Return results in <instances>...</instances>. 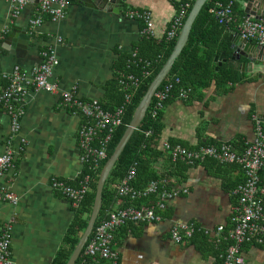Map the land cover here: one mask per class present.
<instances>
[{
    "label": "crops",
    "instance_id": "crops-1",
    "mask_svg": "<svg viewBox=\"0 0 264 264\" xmlns=\"http://www.w3.org/2000/svg\"><path fill=\"white\" fill-rule=\"evenodd\" d=\"M182 1L124 0L123 8L113 13L72 0L65 18L53 21L44 15L42 23L32 30L29 21L37 14L36 4L27 3L17 17H12L9 2L0 0V43L13 28L15 35L25 30L29 36L26 51L18 56L9 52V47H0V95L6 85L5 73L14 66L30 71L41 62V51L53 46L59 64L52 80L60 90L78 86V94L84 100L107 108L116 107L118 67L124 55L138 52L142 44L144 24L128 18L127 12L149 10L155 25L153 40L160 43ZM247 2L236 0L235 15L240 11L245 13ZM4 29L7 32L3 33ZM227 30L232 43L231 37L239 35L237 27ZM56 38H61L63 43L57 44ZM232 64L239 72L240 81L227 85L229 90L218 94L212 86L200 99H171L165 105L156 144L158 150H162L164 144H179L190 149L203 144H231L236 153L241 154L247 145L255 142L254 116L263 119L264 84L262 80H254L253 74L242 72L240 63ZM258 64L264 68V63ZM23 109L20 135L28 146L17 156L16 176L12 173L0 179V185L10 188L20 198V203L14 208L0 202V235L4 223L16 214L11 248L13 261L53 264L58 252L65 248L66 234L75 213L72 203L51 188V179L76 185L83 177L79 130L84 118L62 109L58 94L30 92ZM9 133L10 117L0 104V157L5 153ZM154 170L158 174H172L169 177L171 188L188 192L168 202L165 210L168 216L160 222L128 223L116 232L117 264H218L215 251L211 245L207 247L203 243L201 233L194 239L176 243L170 237L169 228L173 221H194L210 230L211 238L218 225L230 229L237 203L233 190L244 181L242 170L208 160L182 170L181 165L173 164L167 155L157 159ZM119 203L120 200L115 209ZM242 257L243 264H264V248L246 245L242 248ZM100 264L112 263L102 261Z\"/></svg>",
    "mask_w": 264,
    "mask_h": 264
},
{
    "label": "built area",
    "instance_id": "built-area-1",
    "mask_svg": "<svg viewBox=\"0 0 264 264\" xmlns=\"http://www.w3.org/2000/svg\"><path fill=\"white\" fill-rule=\"evenodd\" d=\"M10 5V14L17 17L24 6L30 0H6ZM37 14L29 21L31 29L39 26L44 15L51 20H62L67 14L72 0H37ZM192 0H186L177 9L175 16L168 23L163 40L170 43L179 37L181 29L187 19ZM234 1L227 4L217 2L211 13L217 20L229 28L237 27V33L244 39L255 42L264 47V17L256 20L253 16L245 15L238 19L234 11ZM127 17L143 22L141 30L142 38L153 39L155 37V25L152 13L149 10H129ZM7 32L6 29L3 33ZM57 44H62L61 38H56ZM41 62L30 71H25L19 66H14L3 75L6 85L0 95V104L10 117V133L6 141L5 153L0 157V179L7 174L16 176L17 156L25 151L28 142L21 137L22 118L24 115L23 103L30 92H44L59 95V106L74 115L82 116L85 121L79 130L80 161L83 167L88 164L93 170H98L100 164L107 160L108 147L115 129L123 121L122 117L127 105L132 101V94L141 85L142 79L132 74L118 72L116 83L122 92L123 101L114 110L103 108L99 103L87 101L78 94V86L71 90H60L58 84L52 80L54 70L59 64L56 49L53 46L44 48L41 53ZM130 66H137L143 70V78L150 77L152 63L139 58L138 53L131 56ZM264 69V68H263ZM181 84L180 78H174L154 94L148 110L151 118H156L163 111L166 102L171 99L187 101L191 90L181 88L179 95L174 96V87ZM154 100V101H153ZM153 102V105H152ZM21 104V106L19 105ZM152 105V106H151ZM256 140L247 145L242 154L236 153L231 144L208 145L190 150L180 145L164 144L163 150L170 155L173 163L181 162L187 167H196L210 160L218 165H233L239 167L244 174V181L238 185L233 194L237 197V203L233 208L231 217L232 228L223 234V226L218 225L214 231V243L216 249L221 239L230 240L226 248L219 254L221 264H243L242 247L244 245H257L264 247V120L254 116ZM151 132L146 131L145 135ZM137 164L133 163L120 184L115 185V190L120 203L118 207L107 214L104 220L93 232L84 250L86 261L91 264H100L102 261H110L117 264L118 253L115 251V235L118 230L128 223H157L162 217L155 213V209L163 211L167 203L187 190L168 188L164 179L150 181L143 189H134L131 185L136 175ZM78 186L66 184L56 178L51 179V188L59 192L66 200L77 208L85 199L90 190L91 176L81 177ZM155 195L157 200L154 206H128L122 207L121 200L129 198L136 200ZM117 200V202H118ZM0 202L8 203L16 208L20 198L7 187L0 185ZM16 214L4 223L0 235V264H16L12 258V237L16 224ZM203 230L209 234L208 229H202L195 222L183 220L173 221L169 233L171 239L181 243L191 239L197 231Z\"/></svg>",
    "mask_w": 264,
    "mask_h": 264
},
{
    "label": "trees",
    "instance_id": "trees-1",
    "mask_svg": "<svg viewBox=\"0 0 264 264\" xmlns=\"http://www.w3.org/2000/svg\"><path fill=\"white\" fill-rule=\"evenodd\" d=\"M185 1L186 0H183L181 4L184 3ZM194 1L195 0H192L191 2V8L188 14L192 9ZM230 1H234L235 4L234 11L236 13L238 9L236 0H209L202 9L198 18L196 19L193 25V29L187 47L185 48L181 57L177 59V61L174 63L171 73L162 84L163 87L165 84H167L169 81L173 80L174 78H180L181 84L174 87V91H173L174 96L179 95L180 93L179 90L181 88H185L191 90L188 100H192L195 98L200 99L204 95V91L210 89L212 86L216 87V91L219 94L230 89L228 88L227 85L229 84L233 85L240 81L239 72L232 64L233 62L232 56L234 54V51L232 50L233 42L231 43L230 35H228L227 33L228 32L227 29H229V27L226 26L224 23L220 22L219 20H217L215 15L211 13V10L214 9V6L217 2L227 4ZM238 14H236V17L237 16L239 17V18L237 17L238 19H241L246 15L245 13H243V11L238 12ZM175 42L176 40L170 43H166L164 40H162L160 43H157L153 39L142 38V44L139 46L137 50L138 52L136 53H138L139 58L144 59L145 61H149L153 65L152 68L148 70L150 72V77H148L147 79H144L142 77L143 70L141 66L140 67L130 66V69H128L132 55L123 56L122 62L118 67V71L125 72L126 74L135 75L136 77L142 79V82L139 88L132 94L133 95L132 101L129 105H127L124 115L122 117L123 123L115 129L112 135V139L110 140V144L108 147L109 158L113 154V150L115 146L119 142L120 137L126 128V125L129 123L137 105L144 96L147 88L150 86L152 81L157 77V75L162 70L163 66L168 61L169 56L174 48ZM222 55H223V60H226V62H224L222 66L219 67L218 63L216 62V59L221 57ZM115 86H117V83L115 84ZM115 91L117 92L118 95V104H116L117 107V105H119L123 101V95L118 88H116ZM168 102H166V104ZM102 107L108 110H114L116 108V107L107 108L105 105H102ZM150 109L147 110L144 119L142 120V122H140L138 127L132 133L130 140L126 144L122 154L120 155L114 169L112 170L106 182L103 193V207L100 212L99 218L96 222L95 229L104 220H106L107 214L115 209V204L118 200V196L115 190V185L121 183V180L125 177L129 167L133 163L137 164L135 179L131 183L134 189H143L145 186H147V184L150 181L160 180V179H164L167 181L168 188L172 187V183L170 182L169 179V177H171L172 174L170 173L158 174L154 170V164L160 156L167 155L172 163L173 161L171 160L170 155L165 153L163 149L158 150L156 147V144L159 141V137L162 130V124H161L162 111L158 114L156 118H151ZM84 121L85 119H83V122ZM146 131H150L151 133L149 135H145ZM170 145L174 146L179 144H170ZM208 145L210 144H203L200 147L208 146ZM182 147L187 148L185 146ZM190 150H194V149H190ZM80 156H81V152H80ZM107 160L103 161L100 164L98 170H93V168L88 164L84 166V177L87 175L91 176L90 190L86 195L84 201L77 208H74L75 217L73 219L71 227L68 228L66 234L65 248L61 249L58 252V255L56 256V259L54 260L53 264L67 263L69 257L72 256L76 248V245L79 242L80 237L85 231L95 200L97 182L100 173L103 167L105 166ZM173 164L181 165L182 170H186L188 168L184 163L181 162H176ZM261 178H262L261 183H264V174H262ZM81 180L82 178L79 179L78 181L80 182ZM79 182L76 185L73 184L72 185L78 186ZM156 200L157 198L155 195H151L148 196L147 198H141L136 200H130L129 198H124L121 200V204L122 207L134 206L138 208L142 205L154 206ZM263 201H264V197H263ZM166 208L163 211H159L158 209H155V213L160 215L162 219L167 218L168 215H166V211H165ZM196 224L202 229H206L203 226L199 225L198 223ZM227 230L228 229L224 228L223 234H226ZM198 233H201L203 235V243L206 244L207 247H210L211 245V247L215 251L216 257L218 258H219V254H221L223 250L226 248V245L230 243V240L221 239L220 240L221 243L219 244V247L216 249L214 243V232L211 238L210 233L206 234L203 230H200L197 231L191 239H194L196 237L195 235H197ZM244 247H246V245H244ZM250 247H257V245H250ZM260 248H264V247H260ZM77 264H91L90 262L86 261L84 257V251ZM218 264H221L220 260Z\"/></svg>",
    "mask_w": 264,
    "mask_h": 264
},
{
    "label": "water",
    "instance_id": "water-1",
    "mask_svg": "<svg viewBox=\"0 0 264 264\" xmlns=\"http://www.w3.org/2000/svg\"><path fill=\"white\" fill-rule=\"evenodd\" d=\"M85 2L90 8L95 10H102L106 12H115L117 9H122L124 6V0H80ZM209 0H195L190 13L181 29L179 37H177L174 48L169 56L168 61L163 66L160 73L152 81L150 86L147 88L144 96L137 105L129 123L123 134L120 137L119 142L113 150V154L107 160L105 166L103 167L96 188L95 200L90 214L87 227L79 239L78 244L72 254L69 257L66 264H77L83 251L86 248L88 241L96 226V222L99 218L100 212L103 207V193L106 182L114 169L116 162L118 161L120 155L122 154L126 144L130 140V137L134 130L138 127L140 122L144 119L146 112L150 106L154 94L162 86L163 82L169 76L172 71L174 63L179 59L187 47L193 25L200 15L202 9L207 4ZM37 5V0H30V3ZM245 14L253 16L256 20H261L264 17V0H248L245 6ZM14 28L8 38L0 43V47H9V52H13L16 56L24 53L27 48L29 41V36L26 32L13 33ZM233 42L232 50L234 54L232 56V61L235 63H240L241 71L253 74L254 80H262L264 84V69L258 63H264V47L252 43V41L242 38L240 35L231 37ZM218 66H222L226 60H223V55L216 59ZM218 70V68H217ZM264 120V115L262 116Z\"/></svg>",
    "mask_w": 264,
    "mask_h": 264
}]
</instances>
